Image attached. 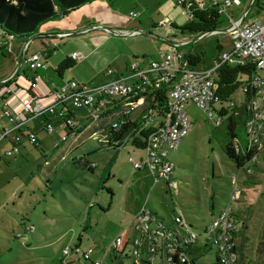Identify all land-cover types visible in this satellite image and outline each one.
Segmentation results:
<instances>
[{"label": "rangeland", "instance_id": "1", "mask_svg": "<svg viewBox=\"0 0 264 264\" xmlns=\"http://www.w3.org/2000/svg\"><path fill=\"white\" fill-rule=\"evenodd\" d=\"M106 1L112 9L110 17L116 20L128 17L137 22V17L129 16L131 11L139 14L144 22L149 17L155 20L163 18L156 12L157 5L163 0ZM208 1L205 0V3ZM239 1V5L233 3L220 14L219 32L199 39L195 35L190 44L184 46L187 52L191 49L202 53L200 61L194 65L195 69L213 66L219 53L218 45L224 52L232 51L231 36L227 32L229 16L233 20L245 16V21L264 16V0ZM185 11L189 16L187 8ZM70 13L54 19L67 18L68 21L75 15L74 11ZM52 20L40 25L37 32L29 37H11L5 42L0 35L4 46L0 48V83L15 76L16 71L18 76L24 71L26 76L30 75L28 64L22 60V48L26 41H32L27 54L54 46L42 45L37 36L40 29ZM75 32L68 36L85 35L81 30ZM177 33L180 35V32ZM64 46L55 45L56 51L50 54L46 64L52 60L51 57L56 59L60 56ZM70 46L82 45H67V48ZM120 46V54L115 60L118 72L125 69V64L129 66L136 60L130 53L129 45ZM149 47L143 55L147 62L154 58L153 53L158 50L157 45ZM138 57L142 58L141 55ZM57 66L52 71L50 69V74L58 77ZM111 66L105 63L96 73L80 75L76 63L64 71L75 81L76 76L84 78V81L77 82L91 87L100 83L108 69L113 70ZM42 71L38 70L39 73ZM243 98L240 86L230 100L241 103ZM144 103H141V110ZM2 105L4 107V100L0 96V108ZM185 111L192 126L178 148L167 155L173 165L169 182L155 179L145 168L135 169L128 161L129 157L134 161L144 158L142 149L133 148L129 142L118 150L106 146L101 132L107 131L105 129L116 117L115 114L111 117H104L108 114H103V117L89 120L87 114L76 112L75 119L82 125L86 124L77 134L70 133L56 114H47L46 122L54 128L51 133L43 128L46 123L43 116L34 117L25 122L23 128L27 126L36 134L37 144L23 141L19 151L9 157L5 152L12 148L9 142L11 134L2 139L0 264H134L128 246L118 253L113 242L118 236H141L139 228L143 220L139 212L144 204L166 225L172 226L173 218L180 215L199 232L211 222L219 209L228 205L235 186L238 187L237 198L229 204L241 224L236 242L245 259L264 264V170L249 163L246 168L252 172L247 175L245 170L237 168L235 162L225 156L221 150L225 140L224 126H216L214 120L218 119L217 115L211 120L193 104L186 105ZM155 118L152 123L157 124L160 118ZM4 124L5 121H1L0 127ZM62 136L66 139L61 142ZM85 160L90 166L83 164ZM257 163L264 164V160L259 158ZM253 177L257 179L255 182ZM171 181L175 182V186ZM24 225H32L33 233L24 232ZM65 248H69L68 255L62 252ZM75 248L78 249L75 251ZM88 248H92L93 252L90 260H84L82 252ZM203 259L214 264L215 249L210 248Z\"/></svg>", "mask_w": 264, "mask_h": 264}, {"label": "built area", "instance_id": "2", "mask_svg": "<svg viewBox=\"0 0 264 264\" xmlns=\"http://www.w3.org/2000/svg\"><path fill=\"white\" fill-rule=\"evenodd\" d=\"M190 3L202 8L205 6L201 0H178L177 5L187 8ZM238 4V0H224L222 3L212 2L218 11L223 13L231 4ZM129 16L136 17L137 13L131 11ZM230 25L227 32L231 36L232 51L230 53L219 51L214 58L211 68L197 70L188 62L181 45L185 42L172 39L169 46L162 50L159 60L151 61L147 68H140L136 63L130 65L136 80L132 83L118 76L112 80L88 87L75 80L64 81L53 88L46 85L42 77L37 74L38 70L45 68V57L48 51H38L27 54V48L31 41L28 40L23 46V62L28 64L30 71L34 74L25 79L23 83L18 81V76H12L0 83V95L4 100V107L0 111V141L8 138L12 148L5 152L11 156L19 151L23 141L37 144V136L29 128H23L25 122L34 117L43 116L47 120V114H56L64 122V125L76 126L80 123L75 117H69L66 109H85L89 118L97 119L103 117L105 106L111 100L122 99L121 109L114 112L116 117L110 123L112 127L118 128L117 120L121 115L132 114L141 110L144 96L132 101L135 95H143L153 90L167 87V99L165 111L160 116L159 122L154 125V130L148 135L146 145L143 149L145 157L134 161L131 157L128 161L135 169H147L155 179L170 181L173 173V165L167 159L170 151L176 150L181 140L187 135L192 126L191 119L185 111L188 104H193L207 116L214 120L216 112L225 107H232L234 101L223 102L215 96V73L224 63L232 65H243L251 62L255 72L248 86H242L243 94L249 91L246 121L247 151H251L250 158L245 162L243 170L251 174V169L246 168L249 163L256 164L259 158L264 157V16L250 21H236L228 17ZM167 25V22H163ZM219 30H214L217 33ZM199 34L197 38L204 36ZM0 46H2L0 41ZM74 62L81 60L84 54L74 51L70 54ZM107 74L112 70L108 69ZM244 100V98H243ZM140 108V109H139ZM139 109V110H138ZM110 117V114L104 117ZM143 117H147L142 113ZM155 117L147 120V125L152 124ZM215 124L219 119L214 120ZM46 132L51 133L54 128L49 123L43 124ZM105 139V135L103 136ZM61 137V141H65ZM102 139V140H103ZM104 141V140H103ZM175 186V182H170ZM238 187H233L229 196V203L237 198ZM228 203L227 206L218 210L211 222L197 232L180 215L173 218V225H166L157 215L152 213L144 204L139 216L142 217L143 225L140 229L141 236H133L127 239L118 236L114 239L113 246L121 247V253L128 246V253L134 264H192L190 255L185 251L187 245L201 247L208 245L215 249L220 264H259L249 259L241 258L235 233L239 231L241 224L235 217L234 210ZM33 226L28 231H33ZM78 248H75V251ZM64 255L69 254V248H65ZM93 249L88 248L82 252L84 260H90ZM198 262V260L196 261ZM94 264H100L95 262Z\"/></svg>", "mask_w": 264, "mask_h": 264}, {"label": "trees", "instance_id": "3", "mask_svg": "<svg viewBox=\"0 0 264 264\" xmlns=\"http://www.w3.org/2000/svg\"><path fill=\"white\" fill-rule=\"evenodd\" d=\"M92 1L95 0H0V35L2 36V39H5V42H7V40L11 37L32 36L38 27L43 23L58 15H68L70 12L76 11L82 5ZM188 11L190 15L189 20L185 24L176 27L181 32L199 35L205 32L217 30V25L220 21V12L218 11L216 5L210 3L200 8L193 3H190ZM3 47V45L0 46V48ZM217 48L221 51V47L219 45ZM50 52L47 53L45 59L49 56ZM185 55L191 65L200 61L202 53L187 52ZM73 65L74 61L71 60L70 57H65L58 64L56 71L59 75H61L65 69ZM254 72L255 68L251 62H246L243 65H232L228 63L222 64L216 70L214 78L216 85L215 96L217 99L223 102L230 101L231 95L240 86H248ZM15 76H18L17 71ZM166 93L167 87L166 85H163L161 88L153 90L150 93L133 96L132 101L144 96L146 106L144 107L142 113H145L147 117H143L142 113L135 118L131 117L133 113L128 114L127 116L121 115L118 117V128L112 127V125L109 124L105 129L107 131L101 132V135L106 136L105 139L102 138L104 140L103 142L106 143V146L108 148L111 147L113 150H118L126 142H129L133 148L143 150L146 145L148 135L154 130V126L151 124L147 125V120L150 117L159 118L163 115L167 99ZM249 94H251L249 91L245 92L244 100L241 104H234L232 107H225L215 113L219 119V123L216 124V126H224L223 133L225 135V140L221 144V150L227 158L235 162L237 168L242 169L245 162L252 154L251 151H247L245 127L248 118L246 103L248 101ZM121 100L122 99L119 98L111 100V104H113L114 107L112 109L105 110L104 114L106 115L120 110L123 105ZM65 111L69 117H75L76 112L87 114V111L82 108H68ZM89 120H92V118H89ZM66 126L68 127L70 133L77 134L86 127V124L82 125L80 123L76 126ZM83 164L87 167L90 166V163L86 160ZM28 227L30 226L25 227L24 232H29ZM238 232L234 235L236 239ZM210 248L211 247L208 245L201 247L187 245L185 251L190 255L191 261H193L191 262L192 264H211L209 261H205L203 259L205 253ZM238 249L241 258H244L239 245ZM120 250L121 247L116 249L118 253H121ZM197 260L198 262H196ZM214 264H220L216 254Z\"/></svg>", "mask_w": 264, "mask_h": 264}, {"label": "crops", "instance_id": "4", "mask_svg": "<svg viewBox=\"0 0 264 264\" xmlns=\"http://www.w3.org/2000/svg\"><path fill=\"white\" fill-rule=\"evenodd\" d=\"M201 1H203L205 5H208L212 2H218L216 0H209L208 3H205V0ZM223 1H220L218 3H222ZM98 2L99 1L95 0L82 5L76 11H74L75 15L72 16V18L68 21L67 18L59 20L54 19L56 18L54 17L51 23L42 27L40 29V32L37 33V36L40 39L42 45H66L61 51V55H58L56 59H53V57H51L52 60L48 64H46V61L49 58L50 54L56 51L55 47H45L44 49L39 50H47L48 52L51 51L49 53V56L45 59V68L41 69L43 70L41 73L37 72V74L42 77L46 85L54 87L56 85L62 84L64 81L75 80L72 76H67L65 71L62 72L58 77L54 74H50L52 68L54 69L60 63L59 61L61 59H64L63 57H69L70 54L74 51H81L84 54V57L81 60L74 62V64L78 63L81 71L80 75L90 74L95 71L97 72L103 67L105 63H107L108 65L111 64V67L114 68L111 74H103L100 79V83L112 80L118 76L124 77L125 81L128 83H132L136 80V77L132 75L133 72L130 67L132 63H136L140 68H147L151 61L159 60V53L169 46L172 39L179 40V42L186 41V44H190V40L195 36L193 34L181 32L178 28H176L185 24L189 20L190 15L188 16L187 12L185 11L186 8L177 5V2L175 1L163 0L157 5L156 12L159 17H163L162 20H155L154 18L149 17V19L147 18V21L145 22L139 18V14L136 16L137 22L129 19L128 17L121 18L120 20L117 19V21L116 19L110 17L112 15V9L110 5H108L107 1L104 0L99 3ZM239 4L240 1L238 0V5ZM230 6H232V4L228 7ZM239 20L240 18L236 21ZM165 21L167 22V25L163 24V22ZM101 27H104V29H101ZM108 29L113 30V32H110V30ZM78 30H81L85 35L76 37L68 36L76 34L75 31ZM177 32H180V35ZM157 38L159 39V41ZM186 44L181 45V48L185 52V54L187 53V51L184 50V46ZM67 45L82 46H70L69 48H67ZM120 45H129L130 53L133 55V57L136 58V60L132 61L129 66H126L125 64V69L123 71L119 70L120 72H118L116 71L115 60L117 59L118 54H120ZM149 45H157L158 50H156V53H153L154 58H151L147 62L144 60L145 56L143 55L149 51ZM188 52L195 53L194 50L191 49ZM139 55H141L142 58H139ZM194 65L195 64H191V67L194 68ZM11 74L12 72H10L9 76H11ZM33 74L34 72L31 71L30 75L26 76L24 71L21 76H18V81L20 83H23L25 81V78H31ZM76 79V81H84V78H80L77 76ZM1 99L3 100L2 96ZM113 107V104L108 103L105 106V110L112 109ZM2 108L3 105L1 106L0 111ZM109 114L111 115L114 113ZM138 115L139 112L133 113L131 117L135 118ZM151 125L154 126L156 124L152 123ZM25 128H27V126ZM262 159L264 160V157H262ZM254 165H256L258 169L264 170V164L256 163ZM256 180L257 179L255 177L252 178L253 182H255ZM25 227L26 225H24V230ZM123 237L130 239L133 236L128 237L127 235H125ZM33 238L36 239L35 237ZM240 251L242 252V250Z\"/></svg>", "mask_w": 264, "mask_h": 264}, {"label": "water", "instance_id": "5", "mask_svg": "<svg viewBox=\"0 0 264 264\" xmlns=\"http://www.w3.org/2000/svg\"><path fill=\"white\" fill-rule=\"evenodd\" d=\"M243 19H244V16L240 18L239 22H242ZM101 29H104V28L101 27ZM108 30H110V29H108ZM110 32H113V30H110ZM213 32H214V31L205 32V35L212 34ZM199 38H200V36H199ZM25 79H26V78H25Z\"/></svg>", "mask_w": 264, "mask_h": 264}]
</instances>
